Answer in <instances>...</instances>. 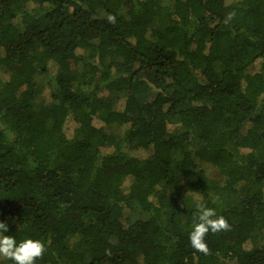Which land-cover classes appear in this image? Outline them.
<instances>
[{
    "label": "trees",
    "instance_id": "1",
    "mask_svg": "<svg viewBox=\"0 0 264 264\" xmlns=\"http://www.w3.org/2000/svg\"><path fill=\"white\" fill-rule=\"evenodd\" d=\"M0 71V220L36 264H264V0H0Z\"/></svg>",
    "mask_w": 264,
    "mask_h": 264
},
{
    "label": "clouds",
    "instance_id": "2",
    "mask_svg": "<svg viewBox=\"0 0 264 264\" xmlns=\"http://www.w3.org/2000/svg\"><path fill=\"white\" fill-rule=\"evenodd\" d=\"M110 21H114V16H109ZM228 228L227 221L217 215L214 208L203 204L198 205L196 221L193 223L189 233V242L194 249L207 253L208 247L205 236L209 231L217 232ZM9 224L0 220V258L9 259L14 264H36L44 251L45 245L39 239L24 237L17 240L16 237L8 234Z\"/></svg>",
    "mask_w": 264,
    "mask_h": 264
},
{
    "label": "rangeland",
    "instance_id": "3",
    "mask_svg": "<svg viewBox=\"0 0 264 264\" xmlns=\"http://www.w3.org/2000/svg\"><path fill=\"white\" fill-rule=\"evenodd\" d=\"M232 1V0H227V2ZM8 79V75L2 71H0V80L2 82H5ZM73 124H69L68 128L66 130V135L68 137L72 136L73 133ZM211 175L212 177H217V171L215 169L211 170ZM257 189V186L251 181L249 180L246 185L239 190L238 195L236 196V199H242L244 197H246L247 195L251 194L252 192H254ZM139 217H141V214L139 213V211H133L130 208L124 206L123 211H122V223L127 225L129 223L134 222L135 220H137ZM76 239H72L70 240V244H72Z\"/></svg>",
    "mask_w": 264,
    "mask_h": 264
}]
</instances>
